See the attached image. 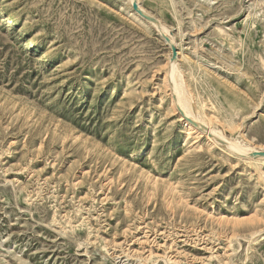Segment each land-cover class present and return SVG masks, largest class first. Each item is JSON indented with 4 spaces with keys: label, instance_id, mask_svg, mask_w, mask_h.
Returning a JSON list of instances; mask_svg holds the SVG:
<instances>
[{
    "label": "rangeland",
    "instance_id": "obj_1",
    "mask_svg": "<svg viewBox=\"0 0 264 264\" xmlns=\"http://www.w3.org/2000/svg\"><path fill=\"white\" fill-rule=\"evenodd\" d=\"M136 1L194 112L264 151V0ZM133 11L0 0V264H264V163L186 131Z\"/></svg>",
    "mask_w": 264,
    "mask_h": 264
},
{
    "label": "bare ground",
    "instance_id": "obj_2",
    "mask_svg": "<svg viewBox=\"0 0 264 264\" xmlns=\"http://www.w3.org/2000/svg\"><path fill=\"white\" fill-rule=\"evenodd\" d=\"M131 5L134 1L136 0H128ZM140 5V4H139ZM140 8L147 14H150L148 13V11L146 9H144L142 7V5H140ZM133 14L141 20H145L143 19L137 12L133 11ZM151 15V14H150ZM149 24V23H148ZM150 24H152L158 31L161 35H165L167 36L168 38V43L171 45L175 44V40H174V37H172L171 35H169V30L168 28L163 25L159 20H158V23H153L151 22ZM228 27V26H227ZM224 28V27H223ZM222 28V29H223ZM228 32V31H227ZM222 33V31H221ZM223 34V33H222ZM224 35V34H223ZM179 57H180V54L178 55V59L176 60H172L171 58H169V64H171V68L168 69V71L166 72L165 74V81L166 83H168L169 87H170V96H171V106L173 107V111H177L178 113V116H179V119L180 121L182 122V124L185 126V128L187 129L186 131L188 133H193L197 136H202V134H205L207 136V139H209V141H212V142H216L217 141V138H221V141L223 142L224 145H226L227 147L230 148L231 152L236 154L237 156L239 157H242L244 159L247 160L248 162V166H252L251 168H253L254 165H257V164H261V163H264V156H254V152H257V151H261L259 149H254V148H251V147H245L243 145H240V143H237L235 142L234 140L232 139H229L224 132H221L219 130H216L214 128H212L208 123L210 122H206V120H204L203 118H201L199 115L196 114V111L194 112V108H193V105L191 103V98H190V95L187 91V89H185V86H184V82L183 79L180 81L177 77L179 76V68L177 66L178 64V60H179ZM181 74V73H180ZM184 75V74H183ZM181 78H182V75H181ZM187 84V83H186ZM188 88V87H187ZM166 92V91H165ZM192 93V92H191ZM193 102V101H192ZM194 103V102H193ZM255 111V110H254ZM188 118H190L193 122H190L188 120ZM212 121V120H211ZM218 127V126H217ZM236 127V126H234ZM223 131V130H222ZM189 137V135H188ZM191 137V136H190ZM198 138V137H197ZM200 138V137H199ZM197 140V139H196ZM219 141V140H218ZM199 147V146H198ZM229 150V151H230ZM228 154V153H227ZM229 156V155H228ZM247 166V165H246ZM247 166V167H248ZM249 169V168H248ZM260 171V170H259ZM253 173V172H252ZM259 173V172H258ZM257 181V180H256ZM158 182V181H157ZM171 203V202H170ZM250 217V216H248ZM253 217H255L253 215ZM240 218L241 220H243L241 217H237V219ZM246 218V217H245ZM237 219L232 217V218H229V217H226V216H219V218H217V220H219L217 223L219 222H222V221H228L230 222L231 220L235 222H237ZM248 220V219H247ZM238 221H240L238 219ZM259 221V220H258ZM230 224V223H229ZM233 224V222H232ZM222 225V224H220ZM235 225V223H234ZM231 230H232V227H231ZM264 230V229H263ZM255 231V230H254ZM221 232V231H220ZM245 232V231H244ZM260 233V231H258ZM258 232H254L252 233V236L251 238H253V236H256L259 235ZM226 233V232H225ZM229 233V232H228ZM222 234V232H221ZM261 234V233H260ZM219 235V234H218ZM227 235V234H225ZM224 235V236H225ZM148 236V235H147ZM240 236V234L237 233V231L235 230H232V232L230 233V235H227L225 237V239L227 238L228 240V243L229 245H226V246H230V243L233 239V237H238ZM245 236V235H244ZM147 239V238H146ZM150 239V238H149ZM250 239V238H249ZM148 239L145 241L147 242ZM149 242V241H148ZM155 242V241H154ZM249 243V242H248ZM232 245V243H231ZM232 247V246H231ZM150 249V248H149ZM147 254V253H146ZM153 254V251L152 249L149 250V254L147 256H145L144 258L147 259L149 257H151ZM144 255V254H143ZM142 255V256H143ZM141 256V255H140ZM172 256V255H171ZM170 260V259H169ZM175 260V259H174ZM206 261V260H205ZM169 262V261H168ZM169 264V263H168Z\"/></svg>",
    "mask_w": 264,
    "mask_h": 264
},
{
    "label": "water",
    "instance_id": "obj_3",
    "mask_svg": "<svg viewBox=\"0 0 264 264\" xmlns=\"http://www.w3.org/2000/svg\"><path fill=\"white\" fill-rule=\"evenodd\" d=\"M132 6H133V9L135 12H137L143 19H145L146 21H149V22H153V23H158V19L155 18L154 16L150 15V14H147L145 13L141 8H140V5L137 1H134L132 3ZM162 37L168 41V38L167 36L165 35H162ZM171 49H172V60H176L177 59V55H178V50H177V47L175 46V44L171 45L170 46ZM188 120L190 122H193L190 118H188ZM254 156H264V151H257V152H254L253 154Z\"/></svg>",
    "mask_w": 264,
    "mask_h": 264
}]
</instances>
